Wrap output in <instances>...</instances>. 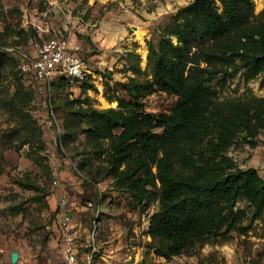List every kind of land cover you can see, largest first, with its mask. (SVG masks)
<instances>
[{"label":"rangeland","instance_id":"1","mask_svg":"<svg viewBox=\"0 0 264 264\" xmlns=\"http://www.w3.org/2000/svg\"><path fill=\"white\" fill-rule=\"evenodd\" d=\"M193 1L0 0V53L4 45L25 46L31 38L67 39L90 70L83 85L29 81L4 52L0 264H61L55 234L58 215L67 209L80 247L96 228L99 264H264V209L255 213L243 199L226 208L218 230L185 240L177 252L152 238L148 227L161 208L160 181L137 188L148 196L140 201L118 187L117 139L93 140L92 109L118 108L119 100L135 96L154 117L144 130H164L185 96L159 84L156 61L161 55L173 59L174 47L183 44L179 33L188 30L185 10ZM253 2L254 15L226 33L217 55L201 63L209 71L206 88L190 117L199 135L189 132L177 146L168 173L173 179L201 183L232 165L255 167L264 177V65L248 70L240 57L230 56L233 50L264 52V0ZM13 251L20 253L16 263Z\"/></svg>","mask_w":264,"mask_h":264},{"label":"trees","instance_id":"2","mask_svg":"<svg viewBox=\"0 0 264 264\" xmlns=\"http://www.w3.org/2000/svg\"><path fill=\"white\" fill-rule=\"evenodd\" d=\"M185 11L191 16V23L185 35L179 33L183 44L174 47L173 59L161 55L156 61L159 84L185 96L174 114L163 123L164 130L161 133L150 130L154 117L146 113L144 103L136 96L131 100H119L118 108L92 109L90 113L94 141L117 139L115 157L119 156L120 161L114 176L119 188L125 186L142 201L148 196L136 189L145 191L147 186H158L157 180L160 181L161 208L151 216L148 234L170 243L171 247H176V252L185 240L218 230L226 208L233 207L239 199L246 200L255 213L264 209V177L255 167L228 166L225 173L201 183L173 179L168 174L181 140L192 131L199 135V131L191 127L190 117L206 88V72L209 71L201 63L217 55L224 35L246 23L254 15L255 5L253 0H194ZM1 52L0 63L5 58L4 51ZM230 56L240 57L242 68L248 70L264 65V52L253 55L244 50H233ZM238 70L239 67L233 71ZM1 71L0 67V74ZM58 79L67 80L65 77ZM85 82L87 80L81 85ZM127 90L131 95L134 92L132 86ZM147 124L150 129L144 130ZM118 128L123 130L121 135L114 134ZM151 163L156 166V173ZM122 165L124 169H120Z\"/></svg>","mask_w":264,"mask_h":264},{"label":"built area","instance_id":"3","mask_svg":"<svg viewBox=\"0 0 264 264\" xmlns=\"http://www.w3.org/2000/svg\"><path fill=\"white\" fill-rule=\"evenodd\" d=\"M1 50L18 61L21 73L29 81L47 82L65 77L68 81L82 83L89 78L85 59L67 39L38 41L31 38L25 46L7 44ZM73 218L69 209L58 215L55 238L62 254L61 264H99V249L94 238L96 225L90 242L80 247L77 243L79 230H76Z\"/></svg>","mask_w":264,"mask_h":264},{"label":"water","instance_id":"4","mask_svg":"<svg viewBox=\"0 0 264 264\" xmlns=\"http://www.w3.org/2000/svg\"><path fill=\"white\" fill-rule=\"evenodd\" d=\"M20 253L18 251H13L11 254V261L16 263L19 260Z\"/></svg>","mask_w":264,"mask_h":264}]
</instances>
